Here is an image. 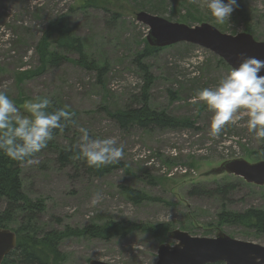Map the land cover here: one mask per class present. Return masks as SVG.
Returning a JSON list of instances; mask_svg holds the SVG:
<instances>
[{"label": "rangeland", "instance_id": "obj_1", "mask_svg": "<svg viewBox=\"0 0 264 264\" xmlns=\"http://www.w3.org/2000/svg\"><path fill=\"white\" fill-rule=\"evenodd\" d=\"M237 5L228 21L219 24L200 0H0V91L22 112L25 103L48 98L76 115L71 131L54 137L36 154L39 164L20 169L23 192L43 204L36 218L39 229L62 232L66 225L82 228L121 220L146 223L155 230L167 226L166 232L180 229L199 237H212L221 229L233 238L264 245L261 230L219 224L216 218L222 208L264 210V185L226 173L206 174L224 159L264 160V140L257 141L248 132L246 118L212 138V114L203 104L190 103L198 90L215 86L232 68L208 49L188 43L144 55L147 26L136 21V14L145 11L190 26L208 23L225 33L246 32L264 40V0H237ZM56 18L79 38L88 62H77L75 53L56 49L67 59L41 71L36 46ZM90 61L100 70L89 69ZM138 62L145 64L147 74ZM146 77L151 78L145 97L149 109L189 121L191 126L151 124L123 130L110 118L113 112L137 111L142 106ZM80 127L93 139L115 138L117 146L123 145L124 167L91 177L72 163L61 164L59 151L78 142ZM121 186L143 193L144 200L132 203ZM204 188H225L226 196H213ZM193 189L197 193H191ZM19 220L3 225L15 231ZM165 233L135 231L109 240L66 236L59 245L64 259L50 264H89L92 259L155 264L159 244L175 243Z\"/></svg>", "mask_w": 264, "mask_h": 264}, {"label": "trees", "instance_id": "obj_2", "mask_svg": "<svg viewBox=\"0 0 264 264\" xmlns=\"http://www.w3.org/2000/svg\"><path fill=\"white\" fill-rule=\"evenodd\" d=\"M50 42L54 45V49L50 47ZM36 48L38 49V55L41 54V71L46 65L58 66L67 59L65 55L59 54L56 49L75 53L77 55V62H88L79 38L72 34L71 29L60 18H56L50 23V27H48L47 31H44ZM156 49H159V47L150 46L145 42L144 55L154 53ZM138 66L145 74L148 73L145 64L138 62ZM88 68L100 70L98 65L93 61H90ZM150 84L151 78L146 77V86L142 92L144 100L141 102L143 104L137 111L126 109L124 112H113L110 114V118L123 130L129 129L131 126L147 128L151 124L159 128L191 126L192 124L189 121L175 119L164 111L157 112L149 109L147 105L148 99H145V97H147L146 91ZM57 109H61L60 105L50 103L46 111L53 112ZM67 111L71 115V120L68 122L62 120L61 123H66V127L63 131L55 129L53 131V138L68 133L75 126V123H72V121L76 122L75 113L71 110ZM57 158L61 164L72 163V166H78L85 174L91 177H102L113 170L122 169L125 165L120 161L116 165H110L99 170L88 167L84 160L76 159V151L72 148V145L61 149ZM22 165L17 161L11 160L3 151H0V202L3 203L4 207V210L0 213V227H4V223L20 219L14 231L17 238L16 246L3 258L0 264H50L51 262H56L55 259H64V256L59 253V245L62 238L66 236H88L101 240H109L113 237H126L135 231H143L154 236H160L166 232L167 226L155 230V226L146 223L121 220L107 221L103 224L90 223L82 228H72L66 225L62 232H54L55 230L52 232L43 231L39 229L38 220H36L40 211L43 210V204L32 201L23 192L20 179ZM121 190L132 203H140L145 198L143 193L132 188L121 186ZM204 190L216 197L223 198L226 196L225 188L208 190L204 188ZM204 190H201V192H204ZM190 192L197 193L195 189H193V192ZM216 218L219 224L228 226L245 225L255 227L264 232V210L262 209L247 208L243 211L231 212L222 208L216 215Z\"/></svg>", "mask_w": 264, "mask_h": 264}, {"label": "clouds", "instance_id": "obj_3", "mask_svg": "<svg viewBox=\"0 0 264 264\" xmlns=\"http://www.w3.org/2000/svg\"><path fill=\"white\" fill-rule=\"evenodd\" d=\"M196 3L197 0H192ZM202 8L219 24L228 21L237 0H200ZM264 61L253 57L241 59L213 87L197 91L190 100L192 104H203L212 114L209 135L218 138L229 124L246 118L245 127L257 141L264 140ZM48 98H37L24 104V111L12 99L0 91V151L11 160L25 166L39 164L34 159L37 153L53 139V131H61L71 120L70 113L61 108L47 112ZM27 113V114H24ZM74 124L75 122L72 121ZM78 142L72 146L76 159L84 160L88 167L101 169L118 164L124 156L123 145L117 146L115 138L93 139L87 129L80 127Z\"/></svg>", "mask_w": 264, "mask_h": 264}, {"label": "water", "instance_id": "obj_4", "mask_svg": "<svg viewBox=\"0 0 264 264\" xmlns=\"http://www.w3.org/2000/svg\"><path fill=\"white\" fill-rule=\"evenodd\" d=\"M136 21L147 26L145 39L150 46L164 47L176 43L198 45L220 57L230 68L238 66L245 57L264 61V40H255L246 32L229 34L208 23L190 26L145 11L136 14ZM260 75H264V69ZM223 173L262 186L264 160L249 162L241 157L226 159L206 172L213 175ZM166 237L175 243L159 244L155 264H264V245L233 238L221 229L216 230L212 237L192 236L186 231L171 229ZM15 245V232L0 227V263ZM89 264L109 263L92 259Z\"/></svg>", "mask_w": 264, "mask_h": 264}, {"label": "flooded vegetation", "instance_id": "obj_5", "mask_svg": "<svg viewBox=\"0 0 264 264\" xmlns=\"http://www.w3.org/2000/svg\"><path fill=\"white\" fill-rule=\"evenodd\" d=\"M224 160H226V159H224ZM231 175H232V174H231ZM15 235H16V233H15ZM16 241H17V238H16ZM15 246H16V245H15ZM14 248H15V247H14ZM9 253H10V252H9ZM9 253H8V254H9ZM8 254H7V255H8ZM7 255H6V256H7ZM6 256H5V257H6ZM2 260H3V259H2ZM1 262H2V261H1Z\"/></svg>", "mask_w": 264, "mask_h": 264}]
</instances>
